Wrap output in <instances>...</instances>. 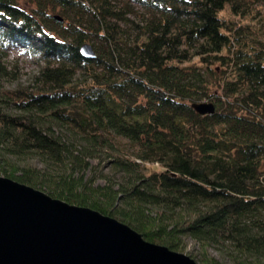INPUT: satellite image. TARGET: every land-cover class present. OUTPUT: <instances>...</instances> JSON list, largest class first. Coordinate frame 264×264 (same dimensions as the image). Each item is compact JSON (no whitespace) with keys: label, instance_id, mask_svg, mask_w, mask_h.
Listing matches in <instances>:
<instances>
[{"label":"trees","instance_id":"trees-1","mask_svg":"<svg viewBox=\"0 0 264 264\" xmlns=\"http://www.w3.org/2000/svg\"><path fill=\"white\" fill-rule=\"evenodd\" d=\"M256 2L0 0V151L85 169L92 154L52 125L73 130L89 152H110L127 183L101 189L106 207L77 193L82 183L62 182L51 198L171 251L190 236L264 257V18L255 22ZM84 44L95 59L81 57ZM12 50L40 66L31 89L2 86ZM200 103L215 113L199 115L192 107ZM119 140L128 151L118 152ZM148 206L175 217L146 223Z\"/></svg>","mask_w":264,"mask_h":264},{"label":"water","instance_id":"water-1","mask_svg":"<svg viewBox=\"0 0 264 264\" xmlns=\"http://www.w3.org/2000/svg\"><path fill=\"white\" fill-rule=\"evenodd\" d=\"M80 55L86 60L96 57L89 44L80 47ZM192 108L201 116L215 113L212 103ZM0 264L196 263L151 244L114 218L0 178Z\"/></svg>","mask_w":264,"mask_h":264},{"label":"rangeland","instance_id":"rangeland-1","mask_svg":"<svg viewBox=\"0 0 264 264\" xmlns=\"http://www.w3.org/2000/svg\"><path fill=\"white\" fill-rule=\"evenodd\" d=\"M258 1V3L256 2V4H253L251 7L253 15H256L255 22L264 18V0ZM132 17L134 18V16ZM234 21L237 20L234 19ZM6 64L8 70L11 71V76L2 83L6 91H16L20 88L31 89L34 86L32 82L40 66L37 65V61L33 55H28L20 50H12L7 55ZM12 113L14 114L15 112ZM52 126L56 133L62 134L70 141H73L72 144L74 148H77V150L82 148V151L86 150L85 154H92L88 155V157H91H87L84 160L85 163H87V168L82 169L78 168V166H73L72 168L69 167L70 164L68 163L65 165L48 163L44 158L35 154H28L17 158L8 155L4 151H0V178L10 179L9 176L12 174H15V177L18 178L26 177L32 182L31 184H33L29 187L45 193L46 195L53 193L57 195L60 194L64 188V185L60 184L62 182H73L74 184L82 183L78 185L77 193H81L82 196L89 198L91 201H99L103 204V207H106L108 203L105 199L106 197L102 196L103 194L101 193L103 191L101 189L112 186L113 189L111 191L116 192L118 186L127 183L126 175L117 172L112 167L110 152H89L87 143L78 133L68 128L67 130L66 128L58 127L55 124ZM115 147L118 149L119 153H124L126 150H129L124 140H119V143L116 144ZM146 167L149 168L150 171H160L157 165L152 166L147 164ZM70 176L71 180H69ZM56 200L65 202L61 199ZM68 204L77 206L70 203ZM144 209L145 214L142 219L146 223L149 222L151 225H160L164 221H166L164 222L165 224H170V219H174L175 217L171 214H169V216L167 214L163 216L161 208L148 206ZM119 210L127 213L126 211L130 209L125 206H120ZM175 219H177V217ZM176 242L178 248L173 251L189 257L196 264H264V257L240 256L226 243L223 245H215L198 241L190 236H182L177 239ZM151 244L161 246L156 243Z\"/></svg>","mask_w":264,"mask_h":264}]
</instances>
